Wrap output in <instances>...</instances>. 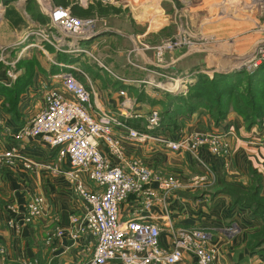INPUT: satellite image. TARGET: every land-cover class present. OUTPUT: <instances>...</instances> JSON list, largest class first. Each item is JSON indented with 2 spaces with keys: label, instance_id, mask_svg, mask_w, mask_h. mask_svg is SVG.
Masks as SVG:
<instances>
[{
  "label": "crops",
  "instance_id": "1",
  "mask_svg": "<svg viewBox=\"0 0 264 264\" xmlns=\"http://www.w3.org/2000/svg\"><path fill=\"white\" fill-rule=\"evenodd\" d=\"M36 2L41 6L36 12L39 11V16L48 18V4L42 6L41 1L36 0ZM220 2V0H203L197 5L198 8L204 7L209 13L218 10L217 13L209 16L208 13L207 16L200 15L197 18L199 25L193 29V33L185 30L187 34L193 36L196 34L198 38L213 35L214 41L204 42L202 45L197 43L196 49H188L191 52L181 53L178 60L195 53L186 58L190 62L189 66L205 63L207 67L222 65L228 68L236 57L249 48L258 34L260 39H264L262 29L260 31L253 29L249 33L239 30V34L242 35H237L238 30L233 25L237 21L224 16L221 11L225 8L223 10L226 12V8L228 9L230 5ZM237 7L240 6L235 8ZM30 12L32 11L26 0H0V47L7 46L6 40L15 42L13 43L15 49L13 53L11 51L7 60H12L14 63L17 59L33 56L36 66L32 69L30 84L19 95L16 107L19 116L12 117L10 113L1 109L3 95L0 94V150L14 148L17 155L9 166L0 170V247L3 249V253H0V264L15 262L20 258H35L38 264H80L91 251L87 237L82 236L72 241L65 234L51 244L44 241L46 232L55 227L67 231L69 216L78 215L82 211V200L73 191L72 185L65 179L63 173L53 172L46 167L53 165L60 170L68 169L67 160L63 158L62 161H57L56 149L38 138L15 140L12 138V132L40 107L44 86L61 90L58 76L64 72H70L78 82L89 89L94 110L108 111L119 119L127 120L138 130L143 129L133 119L136 118L135 114L140 116L138 106L141 103L135 102L129 93L137 88L130 83L129 78L116 77V79L110 76L108 70L104 68L103 60L102 65H99L98 60L92 63L85 61L88 55L96 50L102 38L104 40L115 38L114 31L109 30L106 36L105 32H102L106 29L96 28L88 37L80 38L65 35L57 28L50 29L49 43L46 42L49 48H47L37 38L30 37L26 41L21 38L34 27L39 28L47 24L37 20L38 13L35 12L34 16H30ZM240 22L246 23V21ZM160 27H151L149 30L156 31ZM56 40L59 49L50 44V41L55 43ZM32 46L38 48V52L43 55L42 59L32 50L29 51ZM135 47L136 45H133L131 49ZM142 51H135V57H139L142 65L149 64L151 53ZM114 52L117 58L122 55V50L119 48ZM62 54L68 55L70 59L67 61L64 58V61H61ZM106 58H109L108 55ZM7 69L5 64L0 63V83L5 86H9L10 81L13 82L17 75H21L25 67L18 66L16 70L11 69L13 78H8ZM143 86L146 88V85ZM119 91H123V94H119ZM137 91L141 92V88H137ZM146 91L147 89L144 91L145 96L148 95ZM149 98L157 97L149 95ZM197 114L190 118L178 117L177 121L182 120V122H176V126L164 127L160 131L150 132V135L152 138H175L201 128L222 133L229 144L232 160V170L222 175L223 182L233 181L247 185L251 182L249 172L253 170L259 176L264 193V116L259 125L245 127L240 117L231 110L221 122L215 123L207 115L205 117V113L197 112ZM174 127L177 129L174 130ZM122 146L126 157H139L154 173L161 174L163 171L178 169L184 181L191 179L196 172L187 153L172 151L160 141L123 140ZM197 154L216 171V176H221L218 158L210 155L205 148H199ZM24 159L33 161L36 166L32 169H24L22 165ZM83 181L88 187H93L84 177ZM215 184L220 183L217 181ZM154 185L155 183H152V186ZM218 189L214 184L199 189L191 186L182 187L171 192L163 200L153 201L147 210L141 209L139 198L128 195L119 204V218L123 220L133 215H140L147 221L156 223L160 229L159 243L165 250L170 248L171 233L174 229L194 227L210 234L208 243L217 251L218 264H264V246L261 245L257 249L246 247L247 237L256 230L258 220L249 216L248 209L234 205L230 197L219 192ZM36 195L43 199L41 216L29 224H20V213L13 215L8 207L11 205L22 209L28 198ZM9 216L19 223L18 229L7 225ZM230 224L237 226L236 233L230 234L225 230ZM175 264H195V262L193 256L184 253L181 260Z\"/></svg>",
  "mask_w": 264,
  "mask_h": 264
},
{
  "label": "built area",
  "instance_id": "2",
  "mask_svg": "<svg viewBox=\"0 0 264 264\" xmlns=\"http://www.w3.org/2000/svg\"><path fill=\"white\" fill-rule=\"evenodd\" d=\"M49 21L68 36L85 37L90 34V20L77 18L61 6L51 9ZM36 35L41 37L40 32H36ZM43 39L46 40L45 35ZM180 44L182 42L178 40H167L155 47L156 60L161 62L164 50ZM262 62L264 43L253 50L248 68L253 69ZM6 75L13 78L9 70ZM58 78L61 90L44 86L40 107L12 132L15 140L34 137L54 147L56 160L66 159L69 168L60 170L53 167L51 170L63 173L83 203L80 214L69 216L68 230L55 227L47 231L45 243L51 244L65 234L72 241L87 237L91 251L80 264H175L184 253L193 256L195 264H218L217 251L208 243L210 234L203 229L177 227L171 233L170 248L165 250L160 246V229L156 223L140 215L121 220L118 209L128 195L139 198L141 209L147 210L153 201L163 200L171 192L187 186L174 175L154 173L138 157H126L123 140L153 139L172 151H185L201 163L206 169L205 173L213 178L209 167L198 157L197 150L205 146L211 155L224 160L229 154L224 137L196 130L178 139L152 138L149 133L131 126L127 120L119 119L105 110H94L89 89L70 72L61 73ZM119 94L122 95L123 91H119ZM156 124L157 114L152 111L148 126L152 128ZM14 157H17L14 148L0 150V170L9 166ZM22 165L24 169L36 166L28 159H24ZM83 177L93 187L85 185ZM196 182L194 179L191 184ZM152 183L155 185L152 186ZM42 202V197L36 195L28 198L22 209L11 205L8 208L13 215L20 213V224H29L41 216ZM6 223L9 227L19 228V223L13 217L9 216ZM237 229L235 224L225 228L230 234L236 233ZM0 253H3L2 248ZM5 264H37V260L20 258Z\"/></svg>",
  "mask_w": 264,
  "mask_h": 264
},
{
  "label": "rangeland",
  "instance_id": "3",
  "mask_svg": "<svg viewBox=\"0 0 264 264\" xmlns=\"http://www.w3.org/2000/svg\"><path fill=\"white\" fill-rule=\"evenodd\" d=\"M39 1H41L42 6H45V4H48L49 6L48 18L45 16L47 18V22H46L47 24L46 25L44 24L39 28L34 27L33 29L29 30V32L25 33L21 38L24 41H26V39L27 40L30 39V37L37 38L38 40H40V42H43V44L47 48H49L48 44L46 43V42L49 43L48 31L50 29H56V27L53 24H51L49 21V12L51 11V9H53L58 5H56L53 0H39ZM67 1H68V6L63 8L68 9L69 12H70L69 6H75L77 8L87 10L88 12L87 15L75 16V17L80 19H88L91 21V25L89 28L90 30L89 35H91L96 28L106 29L102 31L105 32L104 34L106 36L108 35L107 32L109 30L114 31L115 38H106L105 40L102 38L101 42H99V44L96 46L95 48L96 50H94V52H91L92 54L88 55L87 57L88 59H85L86 57L84 59L89 63L98 60L99 65H102L101 61L103 60V62L105 63V65L103 64L105 66L104 68L108 70L110 76H114L115 78L117 77L122 79L123 77L129 78L130 83L132 85H136L138 89L141 88V92H138L137 88H134L135 90L129 92L131 96L134 98L135 102L141 103L140 105L138 104L139 105L138 107L140 108L139 111L140 116L138 114H135L134 117L136 118H134L133 120L137 121L138 122L137 125L138 126L140 125L142 127L143 130L140 131H145L146 133H149V135L151 134L150 132H154L160 128L161 126L160 116L165 109H168L165 115L167 116L168 114L169 121L174 122L173 126L177 125L176 122L177 123L182 122V120H179V122L177 121L178 117L190 118V116L198 115L197 112L198 113L202 112L203 114L205 113L204 114L205 117L206 115L208 116V114L201 108H198L194 112L185 115L184 113H182V111L185 110V107L182 106L180 108L178 107V103L181 102V99L183 101L187 100L185 93L188 90L189 86L194 83L198 75L201 74L207 77L208 79H211L214 77L215 74H227L235 70L236 71L244 70L246 74L251 71H254L255 68L258 66L257 65L255 68L250 69L248 68V61L249 58H251V54L253 50L257 46H260L262 43H264V39H260L261 38L260 34H258L255 37L252 44L249 46L247 50L244 51V53H242V55L236 57V59L233 60V62H231L228 65V68L223 67L222 65L207 67L205 66V63L194 64V66H189L190 62H188L186 58H188L190 55H193L195 53L185 56L182 60H178L181 53L183 52L189 53L190 50L188 49H193V50L196 49L198 47V46L195 47L197 43L199 45H202L204 42L214 41L213 35H207L206 37L198 38L196 34L193 36L192 34L190 35L186 33L187 31L190 33L194 32L193 29H195L196 26L199 25L198 24L199 20H197V18H199L200 15L207 16L206 13H208L209 16L217 13L218 10L216 12L209 13L207 12L208 10L206 11L204 9V7L203 9L198 8L197 5L200 4L203 0H67ZM220 1L221 4L225 3L227 5H230L228 9L226 8L227 10L226 12L223 10L225 8H222L221 11L224 16H228L233 20L237 21L233 23V25H235V27L238 30L237 35H242V33L239 34V30H242L241 32H245V33H249L250 30L253 29L258 31H260L261 29L264 30V0H227V1L220 0ZM26 2L29 3L30 11H32L30 12V16L31 15L34 16L36 10H38V7L41 6L38 5L36 0H26ZM236 6H240V7L235 8ZM36 13H38L37 15L40 14L39 11H37ZM240 21H246V23H241ZM47 27H49V29ZM151 27L152 28L160 27V28H158L156 31H150L149 28ZM36 32H40L41 37L36 35ZM44 35L46 37V40L44 39L41 40ZM80 38H84V37H80ZM167 40H178L181 41L182 44H180L177 47H172V49L170 50L169 49L164 50L161 56V62H158L156 60V53L154 48L161 46ZM133 42H135V44ZM13 43L15 44V42H12V40L11 41L6 40L5 44L7 46L0 47V63L5 64L8 67L7 70L9 71H11V69L13 68H15L16 70L17 69L16 66L18 64L17 62L18 59L14 63L12 62V60H7L9 54L11 55V51L13 53V49H15ZM50 44L57 47V49H59L57 45L58 44L57 40L55 41V43L50 41ZM133 45H136V47L134 49H131ZM117 48L122 50V55L119 56L118 58L115 56V52H114ZM30 50H32L35 54L39 55V58L41 57L42 59L43 55L38 52L39 50L37 47L32 46L29 48V51ZM134 50L138 52L146 51L148 53H151L150 55L151 57L149 59V61L151 60L150 61L151 64L149 63L146 65H142L140 63L141 60L139 59V57L138 58H136L137 56L135 57ZM106 54L108 55L109 58H106L107 57ZM60 58L61 61H64L63 60L64 58L67 61L68 59H70L68 58V55L66 56L63 54L60 55ZM30 59L34 60L33 56H31ZM35 67L36 66L34 65L33 68ZM104 76L107 77V74L104 73ZM12 83L13 82L10 81L8 85H11ZM143 85H146V88H144L145 86ZM176 85L177 87L174 88ZM145 89H147L146 93H148V95L146 96L144 93ZM149 95L157 98H149ZM170 99L172 100V103L169 102L171 101ZM152 111H155L157 114V124L154 127L150 128L148 126V118L151 115ZM208 118L212 120L209 116ZM174 128H175L174 130L177 129V127ZM205 129L206 128H201L199 131L217 133ZM189 133L190 132L172 138L178 139L182 136H186ZM217 134L224 137L222 133H217ZM201 148H205V146ZM228 151L229 154L224 160L217 159L218 161H220L219 172H221V176H216L217 174L216 171L213 168H211L206 161H203L201 159L204 162V164L208 166L209 169L211 170L213 178L209 176V174H206L205 173L206 169L204 168V166L201 163L195 161L194 158L185 151L183 152L187 153L186 155H188L190 163L193 165V167H195L194 169L196 171L191 179L182 181L180 175L181 173L178 169H174L168 172L163 171V173L161 174L159 173L156 174L161 176L174 175L178 177L180 181L182 183H185L187 186H190V184L194 182V179H196L197 182L194 183L193 185L191 184V188L195 187L197 189L206 188L212 184L220 187L222 184H227V183L237 184L239 186L244 187L246 185H242L238 182H233V181L223 182V179L221 178L222 175H226V173L232 170V160H231L229 144H228ZM140 161L143 164H145L141 159ZM48 167L51 170L54 166L49 165ZM198 177H202V178L199 180L197 179ZM217 181H219L220 184H215V182ZM262 191H263V187L261 185V194L264 196V193H262ZM258 226L256 230L258 229ZM247 240H246V247L248 248ZM249 245H251V242H249ZM262 246H264V244H262ZM253 248L257 249L259 248V246ZM8 262L13 263L11 261Z\"/></svg>",
  "mask_w": 264,
  "mask_h": 264
},
{
  "label": "trees",
  "instance_id": "4",
  "mask_svg": "<svg viewBox=\"0 0 264 264\" xmlns=\"http://www.w3.org/2000/svg\"><path fill=\"white\" fill-rule=\"evenodd\" d=\"M61 7L68 6L67 0H53ZM70 13L74 16H85L87 10L69 6ZM37 20L47 22L46 17L39 16ZM20 60V61H19ZM24 60V61H22ZM18 66L25 67L21 75H17L9 86L0 84V94L3 95L1 109L10 113L12 117L19 116L17 102L20 93L30 84L34 60L30 58L18 59ZM186 101L181 99L178 107H185L182 111L185 115L196 109H203L213 122L222 121L229 110L236 113L245 127L259 125L264 116V62L260 63L254 71L246 73L233 71L227 74H215L208 79L204 75H198L185 93ZM171 100V99H170ZM172 103V100L169 101ZM169 105V104H168ZM167 105V106H168ZM230 107V108H229ZM165 109L160 116V129L174 125L169 121ZM251 182L246 186L237 184H222L218 191L227 194L232 203L249 210V216L258 220L259 226L255 232L248 236V248L258 247L264 244V196L261 194L259 176L250 170ZM251 242V245H249Z\"/></svg>",
  "mask_w": 264,
  "mask_h": 264
}]
</instances>
